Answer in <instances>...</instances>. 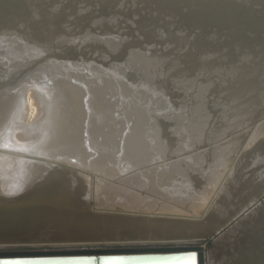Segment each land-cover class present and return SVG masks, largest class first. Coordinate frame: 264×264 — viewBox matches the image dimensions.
Here are the masks:
<instances>
[{
	"label": "bare ground",
	"instance_id": "bare-ground-1",
	"mask_svg": "<svg viewBox=\"0 0 264 264\" xmlns=\"http://www.w3.org/2000/svg\"><path fill=\"white\" fill-rule=\"evenodd\" d=\"M0 202L80 228L0 248L182 242L207 264L210 241L264 264V0H0Z\"/></svg>",
	"mask_w": 264,
	"mask_h": 264
},
{
	"label": "water",
	"instance_id": "water-1",
	"mask_svg": "<svg viewBox=\"0 0 264 264\" xmlns=\"http://www.w3.org/2000/svg\"><path fill=\"white\" fill-rule=\"evenodd\" d=\"M19 196V195H18ZM18 196H4L12 200ZM13 202H0V242H28L32 237L42 236L41 241L49 242L57 235H70L80 231L77 224H53L41 221L42 216L31 215L25 210L17 215L16 220H5V214L13 209ZM14 206V207H15ZM137 218H146L138 215ZM207 215L203 219H207ZM31 219V220H30ZM156 219V218H155ZM163 220L164 218H157ZM180 221L181 218H173ZM30 220V221H29ZM165 220V219H164ZM12 222L9 224V222ZM52 223V225H51ZM12 227V228H10ZM16 228L18 230H16ZM136 230L147 231L145 227L134 224L132 227L121 226L118 238L130 236ZM15 232V233H14ZM212 232V231H211ZM92 234H99L95 232ZM204 236H207L206 234ZM12 238V239H11ZM207 264H224L217 251L213 250L212 243H206ZM195 253L196 264H202L201 247L190 243L178 242L175 244H97L77 246H9L0 248V264L4 261H24L37 264H62L74 261L90 260L93 264H101L103 259L119 258L131 264L165 263L171 260ZM211 258L214 259L211 262Z\"/></svg>",
	"mask_w": 264,
	"mask_h": 264
}]
</instances>
